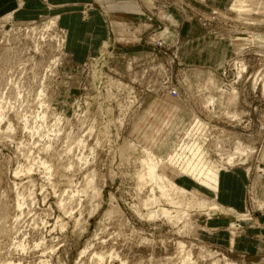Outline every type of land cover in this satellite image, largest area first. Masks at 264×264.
<instances>
[{
  "label": "rangeland",
  "instance_id": "1",
  "mask_svg": "<svg viewBox=\"0 0 264 264\" xmlns=\"http://www.w3.org/2000/svg\"><path fill=\"white\" fill-rule=\"evenodd\" d=\"M237 4L0 13V264H264V0ZM203 166L243 175V210L197 206L229 208Z\"/></svg>",
  "mask_w": 264,
  "mask_h": 264
},
{
  "label": "bare ground",
  "instance_id": "2",
  "mask_svg": "<svg viewBox=\"0 0 264 264\" xmlns=\"http://www.w3.org/2000/svg\"><path fill=\"white\" fill-rule=\"evenodd\" d=\"M243 4V2L245 0H240ZM241 2H239L238 0V4H241ZM241 6V5H240ZM252 6V4H251ZM237 8L239 6H236ZM243 7V6H242ZM234 8V7H233ZM236 9V8H235ZM242 9V8H240ZM246 10V9H245ZM241 11V10H240ZM243 72V71H242ZM211 100V101H210ZM209 101L210 102H214L215 99L211 98ZM211 105V104H210ZM48 109V108H47ZM47 119V118H46ZM59 121V120H58ZM91 132V131H90ZM57 134V133H56ZM46 135V134H45ZM44 135V136H45ZM74 139V138H73ZM82 144V143H80ZM239 146V145H238ZM196 152L193 153V156H195L197 154V152L200 150L199 146H196ZM241 148V147H240ZM93 149V148H92ZM91 149V150H92ZM47 150V149H46ZM86 150V148H85ZM145 151V150H144ZM241 152V151H240ZM239 152V153H240ZM242 153V152H241ZM248 153V152H247ZM146 155H147V159L146 161H144L145 167L150 166V162L153 160L152 158V154L149 153L148 151H146ZM229 158V157H228ZM81 159V158H80ZM89 161V160H88ZM82 162V161H81ZM87 162V160H86ZM234 162V157H230L228 160V164H233ZM44 163V162H43ZM88 163V162H87ZM227 163V162H226ZM42 164V163H41ZM46 166V165H45ZM187 169H194V168H190V165L187 166ZM149 173H148V181L149 182H155L158 187L161 189V191L164 193V195L168 198H171L172 196H179V195H189V193L185 190H183L182 188H180L178 185H176L175 183L167 180L166 178H164L163 175H161L158 172V166L148 169ZM49 172V170H48ZM195 176H199L197 179H195V181H197L200 185H205L207 188H210L214 193L218 192V188H219V172L218 171H214L213 169H208V167H201V168H197L196 170H194ZM81 194V193H80ZM72 196V195H71ZM193 205V204H192ZM195 205V204H194ZM197 206H199L200 208L206 210V208H208L209 210L213 211V212H227L228 214H232L235 211L233 210H228L225 208H222L220 205H218L215 200H213V202H208V203H198ZM164 211V210H163ZM164 213H166V215H169V212L167 213L166 211H164ZM163 213V214H164ZM180 213V212H178ZM177 214V213H176ZM209 214V213H208ZM179 216V215H178ZM241 218H244V220H248L246 219V216H242ZM100 259L103 260V256L99 257ZM228 264V263H226Z\"/></svg>",
  "mask_w": 264,
  "mask_h": 264
},
{
  "label": "crops",
  "instance_id": "3",
  "mask_svg": "<svg viewBox=\"0 0 264 264\" xmlns=\"http://www.w3.org/2000/svg\"><path fill=\"white\" fill-rule=\"evenodd\" d=\"M11 3L12 0H0V13L9 7ZM220 181L222 203L228 206V209L237 208L238 210H243L245 206V187L243 185L246 181L243 175L240 172L223 173L219 179ZM231 210L235 211L234 209Z\"/></svg>",
  "mask_w": 264,
  "mask_h": 264
}]
</instances>
